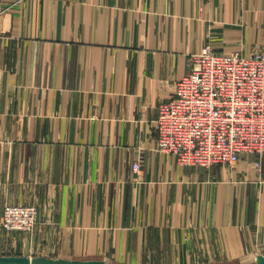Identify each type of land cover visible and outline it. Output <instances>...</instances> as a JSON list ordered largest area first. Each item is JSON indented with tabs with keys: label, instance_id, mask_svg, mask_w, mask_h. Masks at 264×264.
Masks as SVG:
<instances>
[{
	"label": "crops",
	"instance_id": "obj_1",
	"mask_svg": "<svg viewBox=\"0 0 264 264\" xmlns=\"http://www.w3.org/2000/svg\"><path fill=\"white\" fill-rule=\"evenodd\" d=\"M207 44L264 52V0H0V264L264 257V152L205 168L157 146ZM8 203L38 207L32 231L2 226Z\"/></svg>",
	"mask_w": 264,
	"mask_h": 264
},
{
	"label": "built area",
	"instance_id": "obj_2",
	"mask_svg": "<svg viewBox=\"0 0 264 264\" xmlns=\"http://www.w3.org/2000/svg\"><path fill=\"white\" fill-rule=\"evenodd\" d=\"M155 127L158 149L179 165L210 168L263 153L264 52H216L207 44L191 54L173 98L158 106ZM37 221L35 204L4 206L1 224L8 231L30 232Z\"/></svg>",
	"mask_w": 264,
	"mask_h": 264
},
{
	"label": "rangeland",
	"instance_id": "obj_3",
	"mask_svg": "<svg viewBox=\"0 0 264 264\" xmlns=\"http://www.w3.org/2000/svg\"><path fill=\"white\" fill-rule=\"evenodd\" d=\"M262 259H264V257H257V259L253 262V263H225V264H264L262 263Z\"/></svg>",
	"mask_w": 264,
	"mask_h": 264
}]
</instances>
